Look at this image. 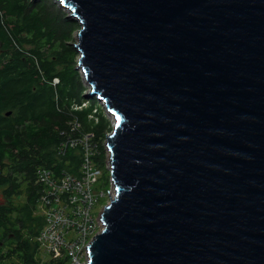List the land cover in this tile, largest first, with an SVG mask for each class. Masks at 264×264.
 Returning <instances> with one entry per match:
<instances>
[{"label":"water","instance_id":"95a60500","mask_svg":"<svg viewBox=\"0 0 264 264\" xmlns=\"http://www.w3.org/2000/svg\"><path fill=\"white\" fill-rule=\"evenodd\" d=\"M60 3L113 117L87 264H264V0Z\"/></svg>","mask_w":264,"mask_h":264},{"label":"trees","instance_id":"16d2710c","mask_svg":"<svg viewBox=\"0 0 264 264\" xmlns=\"http://www.w3.org/2000/svg\"><path fill=\"white\" fill-rule=\"evenodd\" d=\"M73 30L46 0H0V264H36L31 238L43 224L35 213L36 169L75 172L80 162L68 143L58 152L61 142L88 134L101 151L94 159L106 158L111 125L92 97L84 104ZM20 193L24 203L13 206Z\"/></svg>","mask_w":264,"mask_h":264},{"label":"built area","instance_id":"2783aa9c","mask_svg":"<svg viewBox=\"0 0 264 264\" xmlns=\"http://www.w3.org/2000/svg\"><path fill=\"white\" fill-rule=\"evenodd\" d=\"M67 143L78 150L82 162L78 174L63 168L59 172L41 166L36 169V180L42 188L35 213L43 221L31 238L36 264H87L88 245L101 230L99 214L113 193L107 180L106 148V158L99 162L94 159L101 152L97 141H64L59 146L61 153ZM98 182L106 190H94ZM103 198L106 200L102 205L98 201Z\"/></svg>","mask_w":264,"mask_h":264},{"label":"rangeland","instance_id":"374dc122","mask_svg":"<svg viewBox=\"0 0 264 264\" xmlns=\"http://www.w3.org/2000/svg\"><path fill=\"white\" fill-rule=\"evenodd\" d=\"M46 2L48 4H50V5H52L55 9H58L61 12V15H64L66 18H68L69 20L72 21V23L75 25V30H73V32H72V36H71L70 42H76V36H77L76 34H77L78 29L80 28V25H79L78 21L71 15V10L69 8L65 7L64 5H61L59 0H46ZM26 47H29V46L27 45ZM78 56H79L78 51L75 50V55L73 57L74 67H76V72L79 75V79L81 81L82 87L86 89V92H88L89 85L87 84L86 79L83 77L82 72L80 71V69L76 66ZM87 99H88V97H85L84 104L87 103ZM91 101H94V102H96L98 104L97 106L101 109L104 117L108 120L109 124L112 125L113 117L107 112V110L105 109L104 104L102 102H99L95 98H91ZM108 133L109 132H107V134ZM79 141H90V138L87 135H83L82 138ZM58 152H61V151L58 150ZM108 168H109V165H108ZM63 169H65V168H63ZM107 180H109V182L111 181L110 170L107 171ZM24 187H25V185H24V183H22L20 188L23 190ZM102 188H104L106 190L105 185L102 182H98V183H96L94 185V190H100ZM23 199H24L23 194H21V193L17 194V195L15 194V195H13L10 198V203L13 206H18L19 207L20 205H22L24 203ZM105 200L106 199L103 198V199H100L98 202L103 205ZM2 201H3V198H2L1 193H0V202H2ZM94 209H95V206H94ZM33 214L34 213H32V215ZM102 226L103 225H101V228H102ZM38 255L42 256L41 253H39Z\"/></svg>","mask_w":264,"mask_h":264},{"label":"bare ground","instance_id":"6f19581e","mask_svg":"<svg viewBox=\"0 0 264 264\" xmlns=\"http://www.w3.org/2000/svg\"><path fill=\"white\" fill-rule=\"evenodd\" d=\"M59 1H60V0H59ZM81 166H82V162H79V165H78L77 169L75 170V172H72V173H73V174H78V172H79Z\"/></svg>","mask_w":264,"mask_h":264}]
</instances>
